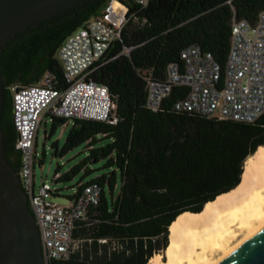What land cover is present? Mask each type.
Returning a JSON list of instances; mask_svg holds the SVG:
<instances>
[{
    "label": "trees",
    "instance_id": "16d2710c",
    "mask_svg": "<svg viewBox=\"0 0 264 264\" xmlns=\"http://www.w3.org/2000/svg\"><path fill=\"white\" fill-rule=\"evenodd\" d=\"M109 1L89 0L27 27L0 54L7 86L2 118L5 153L19 174L21 151L16 147L11 86L41 84L51 72L54 86L66 89L60 46ZM121 1L133 16L90 73L91 79L109 88L118 121L77 119L61 151L55 144L61 155L82 143L89 149L87 158L57 181L71 180L85 168L87 175L94 170L88 164L101 159H106L109 170L90 180L100 183L103 192L100 203L74 230L79 247L69 260L54 264H147L169 245V227L176 218L202 211L207 202L238 186L246 159L264 145V114L245 123L178 111L175 103L185 87L175 88L158 112L147 105L150 72L163 77L170 63H183L182 51L193 44L225 65L235 19L256 24L264 0H150L146 7L135 0ZM67 121L52 116L46 137Z\"/></svg>",
    "mask_w": 264,
    "mask_h": 264
},
{
    "label": "built area",
    "instance_id": "2783aa9c",
    "mask_svg": "<svg viewBox=\"0 0 264 264\" xmlns=\"http://www.w3.org/2000/svg\"><path fill=\"white\" fill-rule=\"evenodd\" d=\"M149 1L135 0L143 7ZM129 11L121 0H110L87 26L65 39L59 57L68 83L66 89L54 86L55 75L51 72L44 75L41 84L11 86L18 131L16 147L21 151V185L36 218L46 264L69 260L79 247L74 230L100 203L103 187L97 181L83 182L69 197V203L62 205L54 200L55 195L62 196L59 188L48 180L37 186L34 163L39 156V128L46 115L73 123L77 119L118 121L109 88L91 79L90 73L121 37L133 16ZM124 52L129 54L130 49ZM181 58L183 63H170L161 78L149 73L147 105L152 111H160L175 88L185 87L187 90L175 103L178 111L245 123L255 122L264 114V10L256 24L235 19L225 65L197 44L187 46ZM60 176L55 174V180Z\"/></svg>",
    "mask_w": 264,
    "mask_h": 264
},
{
    "label": "water",
    "instance_id": "95a60500",
    "mask_svg": "<svg viewBox=\"0 0 264 264\" xmlns=\"http://www.w3.org/2000/svg\"><path fill=\"white\" fill-rule=\"evenodd\" d=\"M89 0H0V54L18 32ZM6 83L0 67V264H46L42 238L20 174L5 153ZM218 264H264V228Z\"/></svg>",
    "mask_w": 264,
    "mask_h": 264
},
{
    "label": "bare ground",
    "instance_id": "6f19581e",
    "mask_svg": "<svg viewBox=\"0 0 264 264\" xmlns=\"http://www.w3.org/2000/svg\"><path fill=\"white\" fill-rule=\"evenodd\" d=\"M262 228L264 145L246 159L238 186L207 202L202 211L176 218L164 254H154L147 264H218Z\"/></svg>",
    "mask_w": 264,
    "mask_h": 264
},
{
    "label": "rangeland",
    "instance_id": "374dc122",
    "mask_svg": "<svg viewBox=\"0 0 264 264\" xmlns=\"http://www.w3.org/2000/svg\"><path fill=\"white\" fill-rule=\"evenodd\" d=\"M52 124V116L46 115L43 118L42 124L40 125L37 146L39 156L37 159H35L34 163V178L36 180L37 186H39L42 181L48 180V182H50L54 188H59L62 196L55 195L54 200L62 205H66L69 203V196L76 192L81 180L82 182H88L95 177L107 172L109 169L104 166L106 159H101L100 161L91 162L88 164V168L94 170L87 175H84V171H87V168H85V170L83 169L80 171L71 180H55L57 168L60 170V174H64L72 167L81 163L85 158H87L89 149L86 143H82L69 150L64 155H61L60 153L56 154L55 144L57 143L58 149L61 151L67 135L73 126V122L68 120L65 124L58 125L56 130L46 137L47 131L49 133L52 129ZM76 242L80 243L79 240H76ZM236 242L237 240L233 241V244ZM160 254L163 255L164 252ZM218 255L219 254L217 253L214 254L215 257H218Z\"/></svg>",
    "mask_w": 264,
    "mask_h": 264
}]
</instances>
